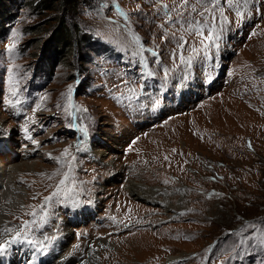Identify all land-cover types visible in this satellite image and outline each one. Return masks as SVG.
Wrapping results in <instances>:
<instances>
[{
	"label": "rangeland",
	"instance_id": "obj_1",
	"mask_svg": "<svg viewBox=\"0 0 264 264\" xmlns=\"http://www.w3.org/2000/svg\"><path fill=\"white\" fill-rule=\"evenodd\" d=\"M9 8L0 18V161L3 181L21 188L6 198L0 184L7 226L52 245L68 225L65 248L76 241L67 250L84 258L86 239L94 256L107 253L101 264L115 248L100 240L131 231L148 237L152 255L166 251L158 264H264V0ZM127 100L141 108L134 123ZM83 125L105 154L78 142ZM23 163L14 175L11 164ZM132 178L157 186L155 197L126 190ZM122 200L134 214L118 225Z\"/></svg>",
	"mask_w": 264,
	"mask_h": 264
},
{
	"label": "bare ground",
	"instance_id": "obj_2",
	"mask_svg": "<svg viewBox=\"0 0 264 264\" xmlns=\"http://www.w3.org/2000/svg\"><path fill=\"white\" fill-rule=\"evenodd\" d=\"M172 119H174V118H172ZM85 137H86V135L82 139H84ZM232 138L234 139V137H232ZM115 143L116 144L114 146L120 145L119 142H115ZM85 144H87L86 146L92 145L93 152L98 157H100L102 153L105 154L104 153L105 150L102 147L98 146L96 143L93 144L89 140L88 143H83V145H85ZM5 164H6L5 161H0V184L4 187L3 195L7 198V197H9L13 193L14 190H17V189L19 190L21 188V185L18 184L17 179L10 180V178L8 177V174L6 175L7 177H5V178H7L6 179L7 181H5V182L3 181L4 175L6 174V169L4 167ZM27 165H28V163H23V164H20V165L11 164V166H13V173H14V175H15V171L16 170L25 169V167ZM133 168H135V166ZM134 171L137 172V170H134ZM176 175H178V174H176ZM177 178H178V176H177ZM156 188H157V186H151V185H149L146 182L144 183L143 181H139V180H137L135 178H132V179H130L129 184L127 185V189L126 190H130L131 192L135 193L137 196L143 197V198H145L147 200L149 198L152 199V198L155 197L154 193L156 191L155 190ZM76 200L77 201H81L79 198L76 199ZM164 200H162V201H164L166 203L164 205L166 207L169 206V201L167 202L166 201V198ZM27 202H29V201H27ZM118 206L121 208V211H120V209H117L112 215L117 218L116 219V223L119 225V224H123L124 221H125L124 219L123 220L120 219L122 216H123V218L127 219V218H130V217H127V216L133 217L134 212L129 211L130 210L129 209V205L127 204V202L125 200H122L121 203H120V205H118ZM118 206H116V207H118ZM125 207H127L129 210L127 209V211L125 213H123L125 211V210H123V208L125 209ZM5 214L6 213H5L4 207H1L0 208V237H3V238L6 239V238H9V237L13 236L12 234H14L16 232L13 229L12 226H7L8 219L4 216ZM119 214H123V215H119ZM47 223H48V221L47 220H44L42 223L39 224V226L35 227L34 230H37L40 227H44L45 228L46 226H40V225L47 224ZM65 227H68L67 233L65 232L62 235V237L57 238V242H60L61 244H58L56 246V249H60V253L57 254L54 251H52L48 256L45 257V260L46 259L48 260L46 262V264H98V262L99 263L100 262H102V263L105 262V259H106L105 257H106V254L107 253H105L104 255H102L103 254V252H102L101 253V257L97 258L96 256H94L92 249H88L89 242L90 241H86V239H80L79 238L80 242L82 243V247L81 248L86 247L85 254H84L85 257L84 258H81V256H80L81 252L80 251L77 252V253H75V254H73L72 252H70V250H67L68 248L72 247L76 241L74 243H72L70 246H68L67 248H65L64 240L67 239V235L68 234H71V231H72L71 230V227H69L68 225H65ZM131 232L132 233H130L129 236L121 235V236H118V237H111L110 239H108V238L107 239H102L101 238L102 240H100V242H105V243L111 244L115 248V251L112 254L113 256L111 257V260H110V264H138V263L144 262V261L147 262V258L148 259L155 258L156 259V263L155 264H158L157 258H159L161 256H164L165 253H166V251L165 250H161V249L159 250L158 249L159 252L157 254H155V255H152V253H149V251H148L149 250V247H150L148 244L150 242L148 244H145L144 243V242H148L147 241V238L148 237L147 236H144L143 237V235L137 237V235H136V233L134 231H131ZM83 233H84L85 237L88 238L89 236H92V233H94V229L93 228H91V229L90 228L85 229L83 231ZM37 234H38V232H37ZM78 237H79V235H78ZM80 242H78V243H80ZM151 243H152V241H151ZM79 246L77 244V247H79ZM150 252H151V250H150ZM145 253H147V254H145ZM30 254H31V251L27 254L26 259L23 260L24 264H34L35 263L34 261L29 262V259H31ZM177 257H178V255H170V256H168V260L170 261V260L175 259ZM153 262H155V261H153ZM13 264H19V263H17L16 260H15L13 262Z\"/></svg>",
	"mask_w": 264,
	"mask_h": 264
},
{
	"label": "built area",
	"instance_id": "obj_3",
	"mask_svg": "<svg viewBox=\"0 0 264 264\" xmlns=\"http://www.w3.org/2000/svg\"><path fill=\"white\" fill-rule=\"evenodd\" d=\"M127 102H128V103H126L127 107H124L125 115L128 118L130 123H134V118H135L134 116H138V113L141 111V108H140V106L137 103H134V102H131V101H128V100H127ZM84 126L85 125L80 126V128H81L80 130L75 129V133H76V136L78 138H79V135H80V131H83ZM82 137H84V135H82ZM78 140L82 144L87 142V141H84V140L81 141L80 139H78ZM85 146H86V144L84 145V147ZM85 148H87V147H85Z\"/></svg>",
	"mask_w": 264,
	"mask_h": 264
},
{
	"label": "snow or ice",
	"instance_id": "obj_4",
	"mask_svg": "<svg viewBox=\"0 0 264 264\" xmlns=\"http://www.w3.org/2000/svg\"><path fill=\"white\" fill-rule=\"evenodd\" d=\"M226 2L229 5H233L234 2H235V0H226ZM243 2L244 3H247V0H243ZM208 39L214 40L215 39V36H210V37H208ZM25 130L27 131V129H25ZM65 153L68 154V150L67 149L65 150ZM49 199H50V197H46L45 198L46 201L49 200ZM33 215H35V213H33ZM20 238H23L25 240L27 239V237H21V232L20 231H17V233H16V235H15V237L13 239H20ZM28 242L29 243H33V244L37 243L36 241H28ZM9 243H10V241H6L5 243L0 244V252H3L6 249V247L8 246Z\"/></svg>",
	"mask_w": 264,
	"mask_h": 264
},
{
	"label": "trees",
	"instance_id": "obj_5",
	"mask_svg": "<svg viewBox=\"0 0 264 264\" xmlns=\"http://www.w3.org/2000/svg\"><path fill=\"white\" fill-rule=\"evenodd\" d=\"M13 0H0V18L1 17H6L7 14H9L10 12V8H9V3L12 2ZM63 4H65L64 1H62ZM60 30V29H58ZM88 59V57L84 56L83 60Z\"/></svg>",
	"mask_w": 264,
	"mask_h": 264
},
{
	"label": "clouds",
	"instance_id": "obj_6",
	"mask_svg": "<svg viewBox=\"0 0 264 264\" xmlns=\"http://www.w3.org/2000/svg\"><path fill=\"white\" fill-rule=\"evenodd\" d=\"M87 127V126H86ZM90 131V130H89ZM80 135H84L83 133H82V131H80ZM85 136V135H84ZM82 137V136H81ZM90 138H91V133H90ZM80 140H84V141H89V140H87V138L85 137L84 139H80ZM79 141V140H78Z\"/></svg>",
	"mask_w": 264,
	"mask_h": 264
},
{
	"label": "flooded vegetation",
	"instance_id": "obj_7",
	"mask_svg": "<svg viewBox=\"0 0 264 264\" xmlns=\"http://www.w3.org/2000/svg\"><path fill=\"white\" fill-rule=\"evenodd\" d=\"M102 141V140H101ZM103 143V142H102Z\"/></svg>",
	"mask_w": 264,
	"mask_h": 264
},
{
	"label": "water",
	"instance_id": "obj_8",
	"mask_svg": "<svg viewBox=\"0 0 264 264\" xmlns=\"http://www.w3.org/2000/svg\"><path fill=\"white\" fill-rule=\"evenodd\" d=\"M82 141V140H81Z\"/></svg>",
	"mask_w": 264,
	"mask_h": 264
}]
</instances>
